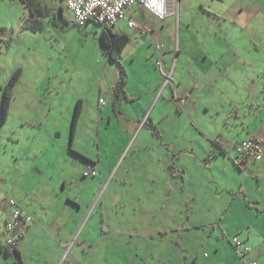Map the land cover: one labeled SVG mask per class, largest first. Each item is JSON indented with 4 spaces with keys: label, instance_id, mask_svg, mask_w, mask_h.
<instances>
[{
    "label": "crops",
    "instance_id": "0c3cea01",
    "mask_svg": "<svg viewBox=\"0 0 264 264\" xmlns=\"http://www.w3.org/2000/svg\"><path fill=\"white\" fill-rule=\"evenodd\" d=\"M188 1L192 5L180 0L177 12L172 9L162 20L147 9L144 17L135 4L128 13L148 30L130 27L126 20L113 28L126 33L129 42L144 32L151 37L150 44L142 45L144 56L126 55L127 46L123 51L131 99L119 100L117 112L113 97L120 72L105 52L104 69L90 79V87L75 82L67 100L54 106L70 110L71 116L82 100L77 126L97 128L79 138L76 132L72 137L71 129L68 152L80 167L70 183L93 176L98 187L107 184L115 194L108 202L94 200L86 220L95 218L97 229L92 231L85 229L87 208L75 192L53 220L59 223L53 232L55 247L45 264H149L151 256L161 264H264V54L259 53L262 45L258 48L264 0H208L210 10H197ZM21 28L2 25L0 34L6 32L29 49L7 114L29 126L41 118L38 111L28 113L32 97L45 85L54 86L58 73H50V63L33 68L40 51L31 46V37L23 40ZM178 97L186 99L184 105ZM146 121L159 129V136ZM111 125L117 133L103 136L100 129L108 131ZM255 135L262 138L261 159L231 151L233 141ZM174 157L183 176L171 170ZM90 161L98 175H85ZM120 186L133 190L127 200L116 196ZM25 210L34 221L19 242L20 264H27L21 241L41 225L33 211ZM111 234L132 246L116 240L103 245L101 238ZM235 235L251 248L244 259L229 241ZM208 245L217 252L210 262L202 259L209 256L202 252ZM62 253L67 255L60 260ZM0 255L19 264L17 255L4 250Z\"/></svg>",
    "mask_w": 264,
    "mask_h": 264
},
{
    "label": "rangeland",
    "instance_id": "374dc122",
    "mask_svg": "<svg viewBox=\"0 0 264 264\" xmlns=\"http://www.w3.org/2000/svg\"><path fill=\"white\" fill-rule=\"evenodd\" d=\"M190 1L196 5L197 10H210L212 8V2L208 0ZM42 2L47 6L48 12L44 19L43 31L34 32L23 29L20 36L23 37V40H26V37L29 39L31 37V46L40 51V55L36 54L40 62L33 64V68L36 70L38 65L50 63V73L56 71L58 76L53 80L54 86L45 89V85L34 98L32 97L33 110L28 113L33 114L35 112L37 114L38 111V114H41L40 121L32 125H20L15 116L3 117L1 109L2 88L13 72L18 67L23 66L22 63L26 59L29 49L25 48L21 41L9 39L6 32L0 34L3 36V39L0 40V199L4 196L15 198L23 208L33 211L41 224L29 234V238L26 237L21 241L20 246L26 250L27 264H45L46 260L51 261L53 255H50V252L55 247L53 232L55 226L59 224L57 220L54 222L53 220L57 215L60 216L64 213L63 209L65 208H62V205L65 206L64 203L68 199L76 197L75 192L79 193L77 197H79L82 205L87 208L84 224L91 215H88V212L95 199L108 202L112 199V194H115V189L108 187L107 184L98 187L93 176L86 177L83 182L70 183L69 178L78 172V167H80L75 157L68 152L74 111L71 112L70 116V110H62L61 108L57 111L54 109L55 105L67 100V94L70 92L72 84L79 82L84 88H89L90 79L94 78L97 73L99 75L104 69L106 58L101 41L104 24L94 20L78 24L75 22L73 13L62 0H42ZM187 3L190 4L188 0H186ZM61 7L63 14L60 12ZM136 7L141 10L144 17L148 16L146 8L139 5ZM179 7L180 0H166L165 2L167 15L172 9L176 13ZM138 13L140 12L138 11ZM30 15V10L25 7L21 0H0V26L4 25L10 30L17 31L22 29L23 20ZM134 19L136 20V18ZM122 23L125 24L124 21ZM166 24L171 27L167 19ZM125 28L130 31L129 27ZM258 33L260 34L258 48L262 45L259 53L261 51L263 55L264 20ZM244 36L248 37V35ZM145 43L150 44L151 37H148L144 32L143 35H137L128 43L125 54L129 55L136 52L135 54L138 56H144L142 51L145 49H142V45ZM22 74L23 67L20 79ZM73 79L78 81L72 82ZM36 107L37 109H35ZM96 129L94 124L89 127L83 123L81 126H77L75 134H78L79 138L81 135L95 134ZM100 133L103 136H111L117 133V130L111 125L110 130L100 129ZM73 149L76 150L74 145ZM231 151H235L233 147ZM65 180H68L67 185ZM132 194V189L120 186L116 196L127 200ZM127 210L129 207L125 208L124 212L120 209V214L126 213ZM93 215H96L97 218L96 211L93 212ZM94 221L95 218H90L85 229L96 230L97 226L93 225ZM96 239V237L91 238L92 244L97 241ZM115 240L118 241L119 245L127 248L132 246L131 241L121 244L120 239L113 234L103 236L100 241L103 245L109 246ZM202 252L203 254L207 252L209 255L202 258L207 262H210L215 255L217 256V252L210 245L204 247ZM66 255L67 253H62L60 260ZM17 261L19 264L22 262L19 259ZM13 263L10 258L0 255V264ZM58 264H63L62 260ZM118 264H120L119 261ZM149 264L161 263L157 257L151 256Z\"/></svg>",
    "mask_w": 264,
    "mask_h": 264
},
{
    "label": "built area",
    "instance_id": "2783aa9c",
    "mask_svg": "<svg viewBox=\"0 0 264 264\" xmlns=\"http://www.w3.org/2000/svg\"><path fill=\"white\" fill-rule=\"evenodd\" d=\"M66 7L73 13L75 22L83 24L94 20L101 24L115 27L120 20H126L130 27L148 30L140 22L134 19L128 13V9L135 4H139L151 12L159 19H165L167 9L166 0H62ZM159 49V46H157ZM160 64V62H158ZM170 76L167 77L165 85L170 82ZM180 105H184L185 98L178 97ZM104 98H100L103 102ZM232 147L242 158H253L259 160L262 158V138L255 135L242 140L232 142ZM99 171L92 164H88L85 175H98ZM34 217L28 211L23 209L18 201L13 197L4 196L0 199V247L2 249L18 248L19 242L27 229L33 223ZM235 250L242 254V251L250 250L246 242L238 237L232 239ZM207 255V254H206ZM249 264H257V261H251Z\"/></svg>",
    "mask_w": 264,
    "mask_h": 264
},
{
    "label": "trees",
    "instance_id": "16d2710c",
    "mask_svg": "<svg viewBox=\"0 0 264 264\" xmlns=\"http://www.w3.org/2000/svg\"><path fill=\"white\" fill-rule=\"evenodd\" d=\"M21 1L25 4V7H27L31 13V15L29 17H27L23 20L24 21L23 22V28L28 29V30H32L34 32L43 31L44 19L48 14L47 6L45 4H43V2L40 0H21ZM60 12H61V14H63L62 13L63 12L62 7L60 8ZM129 39H130L129 36L126 33H117L115 31H113V27L103 25V32H102V37H101L103 50L109 59H111L117 63V65L119 67V72H120L119 78H118L116 85H115L114 97H113V100H114L113 105H114V110L116 112L118 111L117 102L119 100H121V99L130 100L131 99V96L126 91V84L128 81V73H127V69H126V67L122 61L123 51H124L125 47L127 46V44L129 43ZM21 72H22V67H18L13 72V74L10 77V79L8 80V82L2 88L3 89V99H2L1 109H2V113H3V117H6L8 112H9L10 104L13 100L14 88L20 79ZM81 112H82V100H79L76 104V108H75L73 119H72V137H73L75 130L77 128V123H78L79 117L81 115ZM146 124L152 129V131L155 135H158V136L160 135V131L155 125H153L147 121H146ZM90 162H91V164L93 163V161H90ZM175 162H176V159L174 157L173 161L170 165L173 174L183 176V171L179 170L175 167ZM234 237H238V236L235 235L231 239H229V241H231L232 245H233L232 239ZM233 247H234V245H233ZM0 250H4L5 252H7L9 254L15 253L19 258H21V253H20V250L18 248L2 249L0 247ZM250 250H251V248H250ZM250 250L244 251V252L242 251V254H239L236 250H235V252L238 254V256L241 259H244L245 254L247 252H249ZM17 256L15 258H17Z\"/></svg>",
    "mask_w": 264,
    "mask_h": 264
},
{
    "label": "water",
    "instance_id": "95a60500",
    "mask_svg": "<svg viewBox=\"0 0 264 264\" xmlns=\"http://www.w3.org/2000/svg\"><path fill=\"white\" fill-rule=\"evenodd\" d=\"M14 255H16L15 253H14ZM17 259H19L20 260V258L19 257H17ZM21 261V260H20Z\"/></svg>",
    "mask_w": 264,
    "mask_h": 264
}]
</instances>
